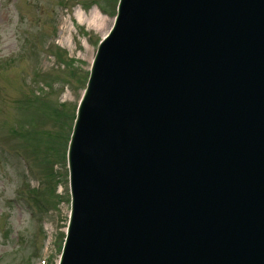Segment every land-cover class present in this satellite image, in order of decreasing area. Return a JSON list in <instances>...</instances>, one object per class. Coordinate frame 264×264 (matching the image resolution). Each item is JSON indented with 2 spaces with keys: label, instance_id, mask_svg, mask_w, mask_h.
<instances>
[{
  "label": "water",
  "instance_id": "water-1",
  "mask_svg": "<svg viewBox=\"0 0 264 264\" xmlns=\"http://www.w3.org/2000/svg\"><path fill=\"white\" fill-rule=\"evenodd\" d=\"M119 3L60 264H264V0Z\"/></svg>",
  "mask_w": 264,
  "mask_h": 264
},
{
  "label": "rangeland",
  "instance_id": "rangeland-1",
  "mask_svg": "<svg viewBox=\"0 0 264 264\" xmlns=\"http://www.w3.org/2000/svg\"><path fill=\"white\" fill-rule=\"evenodd\" d=\"M116 2L0 0V264H58L59 233L70 211L67 162L55 156L47 168L41 160L62 124L44 104L30 112L17 108L42 94L46 104L62 103L73 116L98 41L114 23ZM32 119L42 138L33 144L15 139L12 129Z\"/></svg>",
  "mask_w": 264,
  "mask_h": 264
},
{
  "label": "bare ground",
  "instance_id": "bare-ground-1",
  "mask_svg": "<svg viewBox=\"0 0 264 264\" xmlns=\"http://www.w3.org/2000/svg\"><path fill=\"white\" fill-rule=\"evenodd\" d=\"M94 12H97V9H96V8H95ZM97 13H98V12H97ZM75 16L77 17V19H78V21H79L80 23H86V22H85L86 20L82 18L83 16H80V15L77 14V13H75ZM102 17H104V16L102 15Z\"/></svg>",
  "mask_w": 264,
  "mask_h": 264
}]
</instances>
